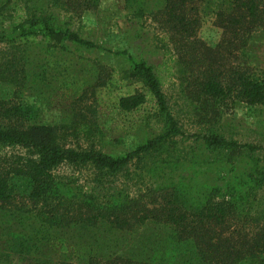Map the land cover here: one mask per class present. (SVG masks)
Returning <instances> with one entry per match:
<instances>
[{
  "label": "trees",
  "instance_id": "trees-1",
  "mask_svg": "<svg viewBox=\"0 0 264 264\" xmlns=\"http://www.w3.org/2000/svg\"><path fill=\"white\" fill-rule=\"evenodd\" d=\"M193 1L133 0L138 13L148 9L163 17L178 65L199 98L242 104L251 116L264 105V78L251 65L229 60L249 39L264 42V0L221 1L215 14L221 50L196 38L198 16L186 9ZM96 5L97 0H0V44L14 50L0 62V264H11L15 252L36 255L43 264H264V212H249L264 187L254 155L262 148L209 133L184 137L194 139L189 153L173 151L183 134L168 109L159 71L125 50H107L126 63L104 77V67L84 65V53L100 48L56 11L80 16ZM88 101L105 106L125 134L148 130L145 140L123 154L96 147L88 138L97 125L82 111L95 115ZM36 102L51 110L67 104L71 112L62 123H46ZM72 135L84 137L85 147L67 146ZM12 146L28 152H4ZM215 153H224L226 161L205 155ZM246 160L247 170L241 166ZM64 162L90 165L93 187L84 190L74 177L55 175ZM132 163L152 181L135 197L115 186ZM219 163L226 169L216 177L203 170ZM13 180L24 185L23 198L14 194ZM18 198L26 200L24 208L17 207ZM237 222L249 232L236 240L225 232Z\"/></svg>",
  "mask_w": 264,
  "mask_h": 264
},
{
  "label": "rangeland",
  "instance_id": "rangeland-1",
  "mask_svg": "<svg viewBox=\"0 0 264 264\" xmlns=\"http://www.w3.org/2000/svg\"><path fill=\"white\" fill-rule=\"evenodd\" d=\"M221 1L194 0L191 4L188 3L190 6H186L187 11L192 8L199 19L196 38L207 47L218 48L219 50L222 49L220 44L223 37L222 29L217 26L215 14L221 6ZM56 11L68 22L71 30L84 40L90 41L100 48L84 53L86 59L84 65L88 63L94 65L95 68L104 67V77L110 74L109 69L111 67H118L126 63L125 57L114 56L107 53V50L112 52L125 50L137 58L146 60L159 71L163 81L161 90L166 98L168 109L183 134V137H176V144L172 148L176 153L178 151L179 156L186 152L189 153L191 147L194 146L192 144L193 138L185 139L184 137L214 133L239 144L261 147L262 149L255 152L254 155L259 160L257 169L263 168L264 170V105L256 106L252 115L247 116L242 104H227L224 106L199 98L190 83L191 81H189V73L186 72L185 68L182 72L178 65L170 39L171 36L167 32L162 16L150 13L148 9L138 13V7L133 0H97L94 10L82 12L80 16L58 11V9ZM188 13L190 14L189 11ZM231 38L233 39L232 35ZM250 42H252L251 39L248 40L247 48L234 51L232 55L234 60L231 58L229 62L247 63L252 68H256L257 72L264 78V54L260 55V53H264V42L260 41L256 44ZM233 43L238 45L235 38ZM13 51L7 45L0 44V62H2V59L9 58ZM32 51L34 53L38 49ZM95 81L94 78H89L88 83H95ZM27 93H25V96ZM33 100V98H29L30 102H33ZM34 104L40 113V117L46 123H62L71 112L70 106L67 104L58 106L59 109L57 110L59 111L43 107L40 102ZM39 104L41 107H39ZM87 107H90L95 115L92 116L85 109L82 110L83 115L88 120H93L97 125V127H92V134L95 135L90 136L88 140L101 150L112 154H123L134 149L145 140L148 130L146 132V130L137 129L134 133L125 134L121 123L119 122L120 125H117L116 117L109 116L105 106H99L88 101ZM78 110L80 111V109ZM66 144L69 147H85L86 139L81 135L77 137L72 135L67 137ZM4 152L23 155L28 150L22 146H12L6 148ZM195 153L198 154V151ZM161 155L162 157L167 156L166 153ZM205 155L208 159L215 161L220 159L226 161L227 158L224 153ZM246 161L241 163V166L247 170L249 169V161ZM225 169L223 164L219 163L210 165L208 169L206 166L203 170L206 171L209 177H216L218 173L225 171ZM127 171V174L117 180L115 186L119 189H126L131 197H135L140 192L150 188L152 181H150L149 175L142 167L138 168L132 163L127 167ZM53 173L57 176L74 177L77 185L84 190L93 187L94 170L90 165L76 167L64 162L55 168ZM12 189L15 195L21 196L19 198H23L27 194L24 191V185L16 180L12 182ZM19 198L17 199V207L21 208L27 202L26 200L19 202ZM249 212L252 214L264 212V187L258 191L256 199L249 207ZM253 224L251 223V225ZM240 227H242L241 222H237L230 226L225 234L237 240L239 235L243 236L244 233L249 232L246 229L241 230ZM13 256V258H10L11 264H43L44 262H37L38 258L33 254H17L15 252ZM53 264H57V262Z\"/></svg>",
  "mask_w": 264,
  "mask_h": 264
}]
</instances>
